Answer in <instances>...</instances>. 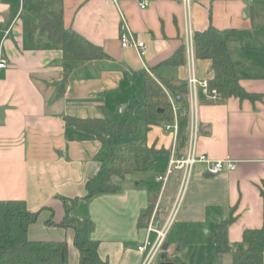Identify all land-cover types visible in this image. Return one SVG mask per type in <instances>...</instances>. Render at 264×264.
I'll use <instances>...</instances> for the list:
<instances>
[{"label": "crops", "instance_id": "1", "mask_svg": "<svg viewBox=\"0 0 264 264\" xmlns=\"http://www.w3.org/2000/svg\"><path fill=\"white\" fill-rule=\"evenodd\" d=\"M141 1L0 0V59L6 63L0 70V200H25L29 209L40 210L29 226L30 239L67 240L69 264H79L74 229L46 220L62 218L61 197H84L86 182L97 173L112 143L129 138L110 136L102 142L68 125L66 116L136 120L139 130L132 138L158 149H177L178 137L166 123L145 128L139 106L145 76L187 80L192 60L187 47L186 63L162 61L182 43L186 45L189 27L192 34L205 29L211 12L213 24L227 33L228 50L239 62L240 82L262 96L254 101L231 96L222 102H207V92L198 85V152L214 159L230 157L237 166L206 176L205 165L196 164L174 222L180 233L197 237L208 226L213 246L209 239L191 243L204 247L203 260L208 264H229L232 253L222 251L216 237L219 224L235 217L227 233L235 248L246 228L263 223L264 0H147L145 7ZM46 9L61 12L64 28L102 47L104 57L73 61L66 68L61 47L46 32L34 28ZM122 31L144 41L145 52L135 46L123 47ZM192 62L200 79L212 76L209 59L194 55ZM188 95L177 105L187 106ZM187 131L188 124L182 121L179 133ZM185 151L186 147L181 149ZM170 155H158L150 168L118 179L119 190L81 200L74 208V214L89 219L90 236L99 241V253L110 264L144 263L147 251L138 246L147 236L153 240L156 233L139 227L138 218L151 194L158 192L157 228L170 216L180 174L171 185L170 176L164 188L156 179L167 168ZM165 244L169 247L166 236ZM172 255L152 264H186L179 253Z\"/></svg>", "mask_w": 264, "mask_h": 264}, {"label": "trees", "instance_id": "2", "mask_svg": "<svg viewBox=\"0 0 264 264\" xmlns=\"http://www.w3.org/2000/svg\"><path fill=\"white\" fill-rule=\"evenodd\" d=\"M62 13L51 9L41 12L38 28L46 32L48 37L63 50V61L66 68H71L73 61L98 60L104 57L102 47L88 41L74 30L64 28ZM210 22L203 30L193 33L194 51L197 58L209 59L213 74L207 79V102H222L236 96L252 101L262 95L246 89L240 82L237 73L239 64L230 54L227 47V33ZM165 64L186 63V45L182 43L176 50L162 61ZM215 90V92L213 91ZM187 80L175 82L173 79L157 78L146 73L144 93L139 106L143 109L146 129L153 125L171 122L175 111L173 99L182 103L188 94ZM185 104L179 106L180 123L188 124V116L184 114ZM68 125L78 130L93 134L104 142L107 137L129 138L124 143L113 144L111 152L102 158L97 173L86 182L87 193L84 197H61L64 214L59 221L53 216L46 220L47 224L72 227L75 231L74 244L79 250V264H110L107 258L99 253V241L90 236V225L87 217L73 213L81 200L89 199L100 193L119 190L118 179L124 178L134 170H146L154 165L156 156L171 153V150L156 148L145 141L132 138L139 130L136 120L114 117L81 118L66 116ZM187 133L178 135V154L188 144ZM183 151V150H182ZM263 197V223L260 227H249L243 232L242 240L235 243V248L227 240L228 225L235 219L232 215L221 222L216 232L219 248L232 253L229 264H262L264 261V185L261 189ZM158 199V192L150 195L148 207L138 218L139 227H147ZM52 209V208H51ZM40 210L29 209L25 200H0V264H69V245L67 240H33L28 235L31 223L35 222Z\"/></svg>", "mask_w": 264, "mask_h": 264}, {"label": "built area", "instance_id": "3", "mask_svg": "<svg viewBox=\"0 0 264 264\" xmlns=\"http://www.w3.org/2000/svg\"><path fill=\"white\" fill-rule=\"evenodd\" d=\"M118 2L120 0H113ZM189 2L190 0H184ZM141 6L145 7L148 4L147 0L141 1ZM187 38H186V47L188 49L189 54L191 55V64H190V71L189 76L187 79L188 82V97L189 103L184 108V114L188 116V144L186 146V151L182 154L177 153L176 147L171 152L169 163L167 168L162 172L159 173L156 177L160 183H162V188L165 187L169 177L172 175L175 169L180 171V181H179V188L177 197L174 203V206L171 210V214L168 219L163 223V225L157 228V211L158 205L157 203L154 212L150 218L149 224L147 226L148 232H155L156 236L152 240L149 236H147L144 242L138 246V248L142 251H147L146 257L143 264H152L154 258L160 252L164 246V239L166 228L171 222L172 218L174 217L175 213L177 212L180 203L189 187V182L191 179L193 168L196 164L202 163L205 165V170L207 172L215 174H219L223 171H233L236 169V161L230 157L225 159H214L210 157L206 153L198 152L197 142L199 137V101L197 96V87L201 85L204 90L208 93V82L207 79H200L195 71L193 57L195 55L194 51V42H193V34L190 27L187 29ZM121 45L123 47L126 46H135L138 47L141 53L145 52L146 44L142 40L134 39L130 33L126 31H122L120 34ZM6 66V63L3 59H0V70ZM215 92V90H213ZM173 108L175 111L174 119L171 122H166L165 127L167 129H171L174 131L175 139L178 137L179 133V126H180V117L178 114L179 106L175 99H173Z\"/></svg>", "mask_w": 264, "mask_h": 264}, {"label": "rangeland", "instance_id": "4", "mask_svg": "<svg viewBox=\"0 0 264 264\" xmlns=\"http://www.w3.org/2000/svg\"><path fill=\"white\" fill-rule=\"evenodd\" d=\"M138 100H136V101L138 102ZM139 102H140V100H139ZM128 113H129V111H127L126 114H128ZM179 174H180V171L175 169L171 175L170 185L172 182L176 181ZM192 177H193V174L191 175L189 185L191 184ZM168 192H169V189L165 190L164 194H167ZM182 201H183V199H182ZM182 201H181V203H182ZM157 203H158V200L155 203L154 209H155ZM181 203H180V205H181ZM176 214H177V212L175 213L174 217L172 218L171 222L169 223V225L166 228L165 236H166L167 242H169V247L162 248V250L160 252H158L156 257L154 258L153 263L162 261L164 258L169 257V255H171V253L175 254V255L179 253L180 257L182 258V260L186 264H208L207 263L208 261L203 260L205 257V254H206L204 247H201L199 245H195L191 242H194V241H197L200 239H209L211 245L213 246V243H212L213 240L211 239V237L213 236L212 230L208 226H206L205 228H203V231L199 233V237H197L196 235H193L191 233H188V234L187 233H180L179 232V225L177 224V222H174ZM173 222H174V224H173ZM208 229L210 231L207 232ZM209 252H210V255L212 257L215 256L212 248L210 249ZM175 255H172V256H175ZM214 262L215 261H212V263H210V264H214Z\"/></svg>", "mask_w": 264, "mask_h": 264}, {"label": "water", "instance_id": "5", "mask_svg": "<svg viewBox=\"0 0 264 264\" xmlns=\"http://www.w3.org/2000/svg\"><path fill=\"white\" fill-rule=\"evenodd\" d=\"M213 175V173H211V172H206V176H212ZM167 247V245L165 244L164 246H163V248H166ZM163 264H169V262H163Z\"/></svg>", "mask_w": 264, "mask_h": 264}]
</instances>
